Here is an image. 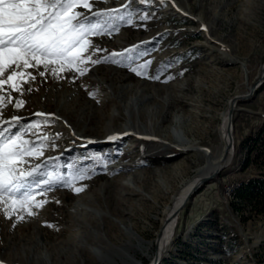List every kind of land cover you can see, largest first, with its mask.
<instances>
[{
    "label": "rangeland",
    "instance_id": "rangeland-1",
    "mask_svg": "<svg viewBox=\"0 0 264 264\" xmlns=\"http://www.w3.org/2000/svg\"><path fill=\"white\" fill-rule=\"evenodd\" d=\"M126 3L129 0H100L93 10ZM131 4L135 26L114 18L111 26L118 31L90 37L107 50H90L93 59L139 46L120 57L121 63L86 65L90 70L82 77L67 68L57 77L36 75L30 85L21 84L25 75L17 79L22 96L10 83L0 92L4 96L0 123L13 116L23 118L8 136L41 120L34 113H54L58 118L21 137L35 141L36 132L61 134L43 147V156L24 157L27 163L18 169L27 172L58 157L55 163L62 167L56 172L86 169L90 177L73 181L74 187L84 188L79 193L54 186L35 192L12 218L0 211V262L264 264V209L248 205L241 210L233 203L234 191L244 180L264 175V161H256V152L243 167L248 139L264 124V89L238 101L231 163L190 194L158 255L165 210L183 181L194 178L204 162L203 153L179 147L181 141L170 130L173 119L177 113L185 115L186 126L196 120L199 125L187 134L213 147L220 137L221 113L235 98L249 95L260 78L264 0H153L150 5L131 0ZM144 12L152 18L140 20ZM115 15L127 17L126 12ZM96 19L107 24L106 18ZM149 60L146 75L130 70L129 65L138 67ZM24 71L35 75L44 69ZM155 75L160 78H148ZM16 99L25 101L19 109L14 107ZM169 131L171 140L166 137ZM112 136L119 138L109 139ZM259 144L264 146V138ZM69 164L75 168L69 169ZM176 165H187V171L177 173ZM51 170V163L41 168ZM39 201L46 202L37 207Z\"/></svg>",
    "mask_w": 264,
    "mask_h": 264
},
{
    "label": "snow or ice",
    "instance_id": "snow-or-ice-1",
    "mask_svg": "<svg viewBox=\"0 0 264 264\" xmlns=\"http://www.w3.org/2000/svg\"><path fill=\"white\" fill-rule=\"evenodd\" d=\"M96 2L100 0H0V92H3L4 85L10 83L11 88L22 96L21 84L30 85L35 81L36 75L46 78L50 73L53 77H57L66 68L82 77L90 70L86 65L104 62L119 64L120 57L138 48L139 46H133L124 52H112L97 59L92 58L89 54L90 50L96 53L107 50L94 45L90 37L110 34L113 30L118 31V28L111 26L112 19L118 18L135 26L133 12L129 11L132 6L131 0L120 8L93 10ZM160 2L163 3L164 0ZM139 3L150 5L153 0H139ZM122 12H126L127 17L115 15ZM96 18H106L107 24ZM151 18L147 12L139 17L142 21ZM106 26H110L108 32L104 31ZM151 63L152 61L149 60L138 67L130 65L129 67L137 75L144 76L149 71ZM41 67L44 71H38L35 75L31 72L26 74L24 71ZM8 69L13 70L7 79H3ZM25 75L27 78L18 84V77H25ZM148 78L159 79L160 77L155 75ZM28 90L32 91L31 87ZM89 94L96 96L98 92ZM3 100L4 96L0 95V103H3ZM24 104L23 99H16L14 107L19 109ZM34 115L41 120L35 124L23 125L26 130L23 133L6 135L12 128L21 125L23 118L20 116H13L10 120L5 119L0 123V206H3L0 211L9 218L16 216L21 207L26 206L37 191L50 190L54 186H66L79 193L84 188L74 187L73 181L90 178L86 169L56 172V169L62 167L55 163L58 157H49L45 165L36 164L27 172L18 169V165L27 163L24 157L43 156V147L51 144L53 139H58L61 135L55 133L54 136H47L36 132L38 138L35 141L21 139L22 136L32 134L34 128L40 129L58 119L54 113L38 112ZM4 125L9 127L5 128ZM118 138V136L109 137L111 140ZM48 163L52 164V170L41 172V168L48 166ZM67 167L75 168L72 164ZM36 176H41V179H34ZM30 178H33L31 183H29ZM45 202L39 201L36 206L42 207ZM29 214L33 213L29 212ZM18 218L24 217L18 216Z\"/></svg>",
    "mask_w": 264,
    "mask_h": 264
},
{
    "label": "bare ground",
    "instance_id": "bare-ground-1",
    "mask_svg": "<svg viewBox=\"0 0 264 264\" xmlns=\"http://www.w3.org/2000/svg\"><path fill=\"white\" fill-rule=\"evenodd\" d=\"M239 100L240 97L235 98L229 108L221 113V121L218 126V136L220 137L216 138L215 142H212V148L210 146L201 145L199 138L196 136L191 138L187 134L188 132L192 133V131L199 125L195 122L196 120L193 122L195 124L192 123L193 125L186 126L185 115L181 113L175 115L170 130L174 137L181 141L179 147L185 151L192 150L197 155L198 153H203L204 162L199 166L197 170L198 173L194 178L190 179V181H183L179 192L175 193L170 206L165 210V223L163 224L158 237V255H161L162 245H164L171 236L183 210L184 204L195 192V189L202 184L204 178L211 176L217 168H224L231 163L234 156L235 143V126L233 117ZM190 122H192V120ZM187 128H189V130H187ZM171 132L169 131L166 133V137L169 140L172 139ZM123 133L126 134L127 132L123 131ZM215 137H217V135ZM187 168V165H176L174 170L177 173L182 174L187 171Z\"/></svg>",
    "mask_w": 264,
    "mask_h": 264
},
{
    "label": "trees",
    "instance_id": "trees-1",
    "mask_svg": "<svg viewBox=\"0 0 264 264\" xmlns=\"http://www.w3.org/2000/svg\"><path fill=\"white\" fill-rule=\"evenodd\" d=\"M264 89V83L260 88V91ZM264 138V124L258 130V132L248 139L247 148L249 149V155L243 164L246 168L250 162L253 153H257L256 161H264V146L259 142ZM234 198L237 201H233L236 209L244 210L248 205H252L253 209H264V175L261 177H253L248 181H243L240 187H237L234 191Z\"/></svg>",
    "mask_w": 264,
    "mask_h": 264
},
{
    "label": "water",
    "instance_id": "water-1",
    "mask_svg": "<svg viewBox=\"0 0 264 264\" xmlns=\"http://www.w3.org/2000/svg\"><path fill=\"white\" fill-rule=\"evenodd\" d=\"M263 83H264V64L262 66V72H261L260 78H259L258 82L251 88L250 94L249 95L242 96V97H240V99H247V98H251V97L255 96L257 94V92L260 90V88L263 85ZM222 169L223 168H217L214 171L213 175L204 178V180H203L202 183L207 182L210 179L214 178L216 176V174H218ZM200 186H201V184L196 188V190ZM154 263L157 264V260Z\"/></svg>",
    "mask_w": 264,
    "mask_h": 264
}]
</instances>
